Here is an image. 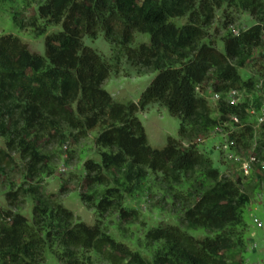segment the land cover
<instances>
[{
    "label": "trees",
    "instance_id": "1",
    "mask_svg": "<svg viewBox=\"0 0 264 264\" xmlns=\"http://www.w3.org/2000/svg\"><path fill=\"white\" fill-rule=\"evenodd\" d=\"M5 1L12 0L0 4ZM232 12L247 14L252 26L234 35L228 29L232 21L227 14ZM36 15L27 27L40 34L49 26L61 27L45 37V56L31 53L12 34L0 36V138L6 150L0 148V171L9 167L12 155L32 169L41 164L37 144L58 136L62 128L78 137L96 132L100 162L83 165V183L90 193L81 196L84 203L99 215L114 210L127 215L120 216L126 220L132 212L122 210L120 199L136 193L151 173L182 204L179 223L214 236L197 240L177 226H157L146 233L149 244L157 245L150 263L104 237L100 228L76 221L59 204L41 203L34 206L31 223L20 214L0 212L5 222L0 227V264H38L53 244L63 264H92L94 251L116 258L118 264H228L227 252L249 245L241 229L251 231V226L242 223L239 213L250 194L264 196V172L258 166L248 176L239 171L223 175L194 141L211 128H221L227 144L232 143L228 154L264 160V123L257 124L264 84L256 90L236 68H244L264 47V0H41ZM218 16L224 22L223 52L209 33ZM178 18L186 23L176 26L172 20ZM14 21L25 26L18 14ZM134 32L148 34L149 43L132 46ZM99 35L115 48V67L123 57L138 76L156 73L137 102L117 103L103 89L112 66L83 44L84 37ZM232 91L236 97L252 94L254 104L246 97L231 103ZM152 104L179 119L178 138H167L162 149L148 145L136 116ZM112 181L115 189L110 188ZM181 186L189 187L188 195L175 192Z\"/></svg>",
    "mask_w": 264,
    "mask_h": 264
},
{
    "label": "rangeland",
    "instance_id": "2",
    "mask_svg": "<svg viewBox=\"0 0 264 264\" xmlns=\"http://www.w3.org/2000/svg\"><path fill=\"white\" fill-rule=\"evenodd\" d=\"M40 1L12 0L2 2L0 4V36L12 34L27 45L31 53L45 56V37L60 31L61 27L49 26L42 30V34L38 33L37 29L27 27V22L37 17L36 5ZM232 13L233 15L227 14L228 20L232 21L228 29L234 35L252 26L253 21L247 14ZM16 14L24 22L23 28L15 23L14 16ZM172 22L176 26H182L186 23V18L174 19ZM222 23H224L222 18L218 16V22L215 24L216 29H211L209 32L210 40L220 52H223V44L220 41L221 33L224 31L221 27ZM36 25L41 28L42 22L36 19ZM149 41L148 34L134 32L132 46L142 43L148 44ZM83 44L111 64L112 71L104 82L103 89L117 103L137 102L156 75V73L136 75L123 57L120 58L117 67H115L114 57L117 52L102 35L96 39L84 37ZM247 62L244 68L236 67L238 74L242 81L251 80L255 84V89L261 90L264 84V47L254 52ZM212 95V90L208 89L207 99L211 105L212 117L216 118L218 115L215 111ZM245 97L250 98V104H254L252 94L245 93L239 94L238 102ZM261 105H264V94L261 97ZM136 116L144 127L148 145L152 149H162L169 137L178 138L179 119L171 116L164 106L152 104L144 112H138ZM248 122L252 123L253 117L248 119ZM96 135L94 132L88 133L85 137H78L74 136L73 132H67L65 128H62V133H59L58 136L44 137L37 144L44 161L33 169L18 155H12L9 167L0 171V212L11 211L20 214L31 223L34 206L41 203L59 204L63 209L70 212L76 221L91 228H100L104 237L117 244H122L126 250L138 254L150 263L157 245L149 244L146 240V233L157 226H177L197 240L214 236L204 229L191 230L181 225L178 217L182 204L174 202L172 196H169V189L162 183H158L151 173L142 182L136 193L124 194L120 199L119 204L122 210L128 213L132 212L126 220L120 216L127 215H121L114 210L99 215L96 210L84 203L81 196L86 197L90 193L83 183L85 178L83 165L86 161L100 162V151L94 143ZM226 141L227 135L223 129L211 128L207 136L195 139L194 144L203 156L208 157L213 162L221 174L232 177L238 171L240 172L239 160H245L247 154L241 156L242 154L236 153L230 157L228 152L222 148L227 144ZM0 148L6 151L4 140L1 138ZM250 153L252 152L250 151ZM110 184V188L115 189L117 187L113 181ZM188 188L187 186L176 187L175 192L180 191L182 194L188 195ZM263 201L264 196L260 194L252 196L250 194L249 204L239 213L244 225L248 223V225L253 226L252 217H256L264 223V205H261ZM4 224L5 222L0 220V227ZM239 229L241 228L239 227ZM241 230L242 239L245 238L248 243L252 230ZM260 235L261 232L258 231V236L255 238V242L259 246L257 249L252 251L250 245L246 244V247L240 245L227 252V263L259 264L264 262V243L259 240ZM52 246L49 252H45L38 259V264H63L57 246L55 244ZM113 256L117 255L114 254ZM90 258L92 264L119 263L116 258L111 259L108 255L99 254L95 251L91 253Z\"/></svg>",
    "mask_w": 264,
    "mask_h": 264
},
{
    "label": "built area",
    "instance_id": "3",
    "mask_svg": "<svg viewBox=\"0 0 264 264\" xmlns=\"http://www.w3.org/2000/svg\"><path fill=\"white\" fill-rule=\"evenodd\" d=\"M230 96L232 98V101L231 103H237L238 102V98L236 97L237 96V93L232 91L230 93ZM215 99H217L218 97L215 96L214 97ZM252 114L254 113L253 111L251 112ZM234 122H238V120L236 118H234ZM261 123H264V109L261 110L259 116L257 117V124H261ZM232 143H228L224 146H222V148L224 149V151H227L228 150V146L231 145ZM230 155V154H228ZM231 157V155H230ZM240 161V167H239V170L241 172V174L243 176H248L251 171L253 170V168L256 166V165H259L261 171L264 172V161H259L254 155H249L248 157L245 158V160H239ZM252 220H253V226H251V235H250V239H249V245H250V248L252 249V251H254L255 249H257L259 246H258V243H256L255 241V238L258 236L257 234V231H260L261 232V238H259V240H261L263 243H264V223L259 220L258 218L256 217H252ZM255 228V230H254ZM259 264H264V262H260Z\"/></svg>",
    "mask_w": 264,
    "mask_h": 264
},
{
    "label": "crops",
    "instance_id": "4",
    "mask_svg": "<svg viewBox=\"0 0 264 264\" xmlns=\"http://www.w3.org/2000/svg\"><path fill=\"white\" fill-rule=\"evenodd\" d=\"M257 234H258V231H257ZM260 236H261V235H260ZM260 236H259V237H260ZM260 238H261V237H260Z\"/></svg>",
    "mask_w": 264,
    "mask_h": 264
}]
</instances>
